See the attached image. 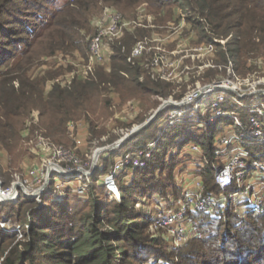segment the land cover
Masks as SVG:
<instances>
[{"label":"trees","instance_id":"1","mask_svg":"<svg viewBox=\"0 0 264 264\" xmlns=\"http://www.w3.org/2000/svg\"><path fill=\"white\" fill-rule=\"evenodd\" d=\"M143 5L156 26L182 25L180 34L190 42L213 45L208 60L215 67L196 73L194 81L221 79L230 63L239 77L264 76V0H0L1 152L14 159L22 157L20 147L32 129L41 130L52 145L68 147V123L80 120L87 125L89 140L107 134L99 144H112L123 134H109L107 123L116 129L143 124L163 100L184 96L188 83L161 79L149 65L152 53L128 60L136 42L154 31L143 26L108 40L107 62L85 73L81 67L67 65L36 72L40 60L57 53L77 52L86 60L88 35L94 33L92 19L104 9L120 11L124 19L133 20ZM65 70L69 73L58 79ZM133 101L138 102L135 117L119 126L112 119ZM171 108L166 106L122 145L107 150L108 156L87 178V197L71 191L59 202L48 187L41 206L24 195H19L16 204L0 202V212L8 207L3 212H13L25 230L18 241L14 235L0 233V264H146L152 256L166 264H264V210L248 207L242 216L239 204L231 203L218 217L193 213L200 237L168 250L164 238L150 237L151 216L135 207L155 196L168 201L181 195L182 184L172 175L177 161L167 156L175 144L199 145L204 163L194 172L206 190L220 192L213 164L221 161L215 157L213 139L225 132L222 125L218 128L223 118L188 134L177 127L181 124L172 125L169 133L156 140L146 167L117 174L120 198L108 196L99 174L109 173L120 155L145 146ZM236 114L247 129L246 107ZM224 118L232 124V118ZM181 135L184 138L176 143ZM247 148L251 159L264 160V143Z\"/></svg>","mask_w":264,"mask_h":264},{"label":"built area","instance_id":"2","mask_svg":"<svg viewBox=\"0 0 264 264\" xmlns=\"http://www.w3.org/2000/svg\"><path fill=\"white\" fill-rule=\"evenodd\" d=\"M91 24L94 27V33L88 41L87 59L82 60L77 65V67L82 68V73L90 70L95 64H105L111 53L108 40L119 38L126 29H132L136 26L153 28L154 34L149 37L150 41L154 43L171 38L170 35L163 36L156 30L158 26L152 23L150 14L145 13L144 5L138 9L136 19L126 20L120 11L106 8L92 19ZM180 26L182 25L168 27L178 33L177 38L180 42H187L186 35L181 36L180 34ZM146 38L136 42L128 60L140 57L143 53H152L149 65L159 74L160 78L168 81H180L185 71L182 68L180 69L179 65L178 68L176 67V61H170L174 49L168 51L171 53L169 54L151 42L147 44ZM192 50L193 53L196 52L198 55L212 53L214 48L211 44H202V46ZM183 52H180L182 56H187ZM202 63L207 68L215 67L210 61ZM225 68L226 71L228 69L234 71L231 63ZM196 73L199 74L200 72L196 71ZM177 77L180 79H177ZM263 78L261 83L263 88L256 90L252 87L249 92V95H253L252 99L256 101L246 105L247 129L242 128L239 116L235 112V108H238V105L235 104L239 102L241 95L234 94L235 97L239 98L235 100V103L231 102L233 95L230 97L224 96L225 93L233 91L234 88L228 85L230 82L224 81L222 78L211 83L200 84L198 82L199 86L187 89L180 100H175L172 97H169L168 100L166 99L167 101L163 100L170 102L167 106L173 107L171 109L173 112L169 116L175 120V123L194 120L199 124L201 120L200 112L198 111L200 104L209 101V106L206 110L209 114L206 120L202 122L206 127L224 117L232 118V124L235 126V130H229L228 133L226 131L219 133L213 139L215 157L221 161V164H213L214 181L220 189L218 194L206 190L201 176L194 172L188 183L182 182L181 195L179 197L168 201L159 199L158 203L154 204V213L150 215L147 212V216H151L150 227L166 230L163 238L167 243L178 246L189 239L200 237L197 220L193 218V213L201 212L218 217L220 213L226 210V205L231 203L239 204V211L242 212V216L246 215L248 207L254 210H264V180H262V177H264V160L251 159V153L245 147L256 142L264 143V121L262 119L264 117V101L261 98L264 97ZM212 95L215 96L214 100ZM224 106L231 108H225ZM172 124L174 125V123ZM79 126L80 122L70 121L68 123L69 130H76ZM154 140L152 141L153 143L148 141L145 146L137 147L132 152L120 155L117 158L112 169L102 181L113 198H120V192L116 184L117 174L127 169L133 170L146 167L152 157V150L157 139ZM111 147L105 149L111 150ZM189 149L196 164L195 169L198 165L203 166L204 159L199 150V145L192 143L189 145ZM48 150H50L51 156L47 161V167L42 162L41 167L36 165L29 169V176L24 180V183L29 182L34 185L35 190L25 196L36 199L40 203L45 189L51 184H54L55 187L59 186L62 182L67 183L64 188L73 189V192L79 195L86 194L87 178L94 174L91 160L81 159L76 155L75 151L69 150L62 145L55 147V145L51 144ZM248 159H250V162L247 161ZM44 166L46 170H44ZM20 187L22 185L19 182H12L10 185H6L0 179V202L16 201L18 196L17 189H20ZM246 201L248 202L246 203ZM24 231L18 223L9 224L3 218L0 221V233L14 235L21 239Z\"/></svg>","mask_w":264,"mask_h":264},{"label":"rangeland","instance_id":"3","mask_svg":"<svg viewBox=\"0 0 264 264\" xmlns=\"http://www.w3.org/2000/svg\"><path fill=\"white\" fill-rule=\"evenodd\" d=\"M95 15H97V14H95ZM180 27H182V26H180ZM156 30L160 34H162L163 36L164 35H170L171 38H169V40H161V41H157L156 43H154V42L150 41V37L148 36L146 38L147 44H150V42H151L154 45L159 46L161 49L165 50L166 52L174 49V53L171 54L170 52H168L169 54H171V57H172V58H170V61H172V62L176 61V67L178 68V65H179V68L180 69L182 68L185 71V73L182 75L181 79L179 77H177V79H180V81H178V82L174 81V82L177 84L180 82H187L188 84L186 86V89L198 87L199 86L198 82L200 84L202 82L200 80L194 81L197 77L196 71L202 72L207 68L206 65H203L202 62H203V60H205L204 63H207L208 61H210V60H208V57L212 53H208V54L204 53V54H198V55L196 54V52L193 53L192 49H195L199 46H202V44L196 45V44L190 42L189 40H187V42H180L179 39L177 38L178 33H175L174 30L171 29L170 27L158 25V29H156ZM92 34H93V31H91L90 35H88L89 37H88L87 41L89 40V38L91 37ZM153 34H154V32L152 33V35ZM182 51H184L183 53L184 54L186 53L187 56L183 57L182 54L180 53ZM82 60H84V57H82L77 52L73 53L72 55H63V54L57 53V54H55V56L47 57L46 59L40 60L41 64L39 65V67L36 68L37 69L36 72L41 73L42 71H46L49 69L55 70V69L59 68L60 65L72 66V69H73V67L75 68L78 64L81 63ZM200 64H201V66H200ZM68 73H69V71L65 70L64 74H62L61 76H57V78L58 79L63 78V76L67 75ZM225 73L226 74L224 76H222V79L224 81L230 82V84H228V85L230 87H233L234 90L225 93L224 96L230 97L231 95H233V99L231 100V102L235 103L236 102L235 100H237L239 98L235 97L234 94L241 95L239 102H236V104H235V105H238L239 108L240 107H246L245 106L246 104L244 103L246 101H249V103H254L256 101V100L252 99L253 95H249V92L252 89V87H254L256 90L263 88L261 83H262V77H264V76L252 74V75H248L246 77L238 78L239 76L237 75L236 71H232L230 69H228ZM257 82H259V83H257ZM255 83H256V85H255ZM212 97L214 100L215 96L212 95ZM261 98L264 101V97H261ZM163 102H165V101H163ZM208 102L209 101L202 102L200 104L198 111L200 112L199 116H200L201 120H200L199 124H197L196 121H194V120H190V121L185 120V121L189 122L188 124H186L187 122L175 123L174 122L175 120L169 116L170 113H172L173 111L169 110L166 113V116L163 117L159 121V123H158L159 129L156 131V133L151 135L153 139L151 138L150 141L151 142L155 141L154 139L158 140L159 137L161 136V134L169 133V130L172 128L171 126L173 125L172 123H174V125L181 124L177 127H180L184 134H188L191 129L193 131H198V132L205 130L206 126L202 122H204L206 120V118L209 114V112L206 111L208 106H209ZM137 104H138V102H136V101H133L132 103L129 102L128 105L125 108H123L121 112H118L115 114V117L112 120L119 123V126L121 123H123V121H129L130 118L135 117V114L138 111L136 108ZM239 108H237V109L235 108L236 112L239 111ZM155 111L152 112L151 115L146 120H148L155 113ZM193 119H195V118H193ZM81 121L84 122L83 120H80V126L78 127V129H76V130H69L68 129L69 139H70L69 144L70 145L68 144L69 145L68 147L67 146H63V147L68 148L69 150L75 151L77 153L76 155L79 156L81 159H85L88 161L91 160V163L93 165L92 171H94V173H95L96 170L98 169V167L101 165L102 159L104 157L106 158L108 156V154L106 152L108 149H105V148L111 147V145H113L119 139L114 141L112 144L100 145L99 142H101L107 138V136H106L107 134H105L101 138L94 139L91 141V140H89L87 125L83 124ZM220 123L221 124L218 125V128L221 127V125H222L223 126L222 130L226 131V133H228L229 130H232V131L235 130L234 124L229 123L228 120L225 118H223V120ZM107 124L108 125H106V129L109 132V134L115 133V132H122L123 136L125 134L129 133L131 130L142 125V124L135 123L128 129H126L124 127L116 129V128H112L109 125V123H107ZM182 124H186V125H182ZM198 126H200V127H198ZM42 133L43 132L41 130L39 131V130H33L32 129L31 132H28L26 134L29 137L24 142H22V145L20 147L21 151L23 152L22 157L20 156L17 159L16 158L14 159V157L12 158V156L6 155L4 152L0 151V169H1L0 170L1 171L0 172V179L2 180L3 183H4V181H9L7 183L8 185H10L12 182H19L22 185V187H20V189H17V195H18L17 199H18L19 195L25 196L26 194L33 193V190H35L34 185L30 184L29 182L24 183V180H26L29 176V174H28L29 169L32 168L33 166H36V165H39L41 167L42 162L47 167V161H48V159H50V156H51V152H50V150H48L49 147H51V143L47 137L43 136ZM215 136H217V134ZM183 138H184V135L179 136L176 139V143L177 142L180 143ZM191 144L192 143L190 142L189 144H184L182 146L177 145V147L175 146L176 145L175 144L174 146H172L169 149L170 155H167L170 157L175 156V159L177 161V165L173 169L172 175H173V180L177 183H180V184H182V182L188 183L191 179L190 178L191 175L194 173V170H195L196 164H195V161L193 159V155L190 153L191 151L189 149V145H191ZM55 147H56V145H55ZM245 147L247 148V145ZM199 150L201 151L200 147H199ZM98 151H100V153L97 155V157H95V154ZM201 154H202V151H201ZM116 161H117V159L115 160V162ZM247 161L250 162V159H248ZM115 162H114V164H115ZM46 167L44 166V170H46ZM86 169H87V167H86ZM131 171H132L131 169H127L123 172L126 174H129ZM99 175H100V179H102V181H104V178L107 175V173L106 174L101 173ZM158 175H160V174L158 173ZM263 178L264 177H262V180H264ZM119 179H120V177H116V182H118ZM71 183L73 185L72 181H71ZM243 183H244V181H243ZM66 184H67L66 182H64V183L62 182L61 185L56 186V187L54 184H51L49 186V189H52V191H51V194L50 193L49 194L54 195V197L57 196L56 200H58L59 202L63 201L64 196L68 192H71V191L73 192V189L64 188V186H66ZM103 185L105 186L104 183H103ZM107 194L109 197L113 198L108 192H107ZM77 195H79V194H77ZM79 196L87 197V195L85 193H84V195H79ZM159 199H160V196H155L154 198H150V200H145L142 202L139 201L135 204V207L142 208L145 212H148V213H150V215H152V213H154V209H153L154 204L158 203ZM34 200L37 201L36 199H34ZM4 203H11V204L15 203L16 204V201H14V202L8 201V202H4ZM41 205H42V199L40 202V206ZM229 206H230V204L226 205L227 208ZM239 207L240 206L237 207L238 211H239ZM8 209H9L8 207L4 208V210L2 209V211L0 212V221L3 218L9 224L17 223L16 219L14 218V216L12 214L13 212H11V214H5L3 212V211H8ZM148 232L150 234V237H155L156 239H161V238H163L164 234L166 233V230L163 228H157L156 229V228L150 227L148 229ZM18 240H20V239L18 237H15V241H18ZM164 245H166L165 247L168 248V250H172L173 248L179 246V245L173 246L169 243H165ZM161 263L166 264L165 261H157L156 258L152 256L146 264H161Z\"/></svg>","mask_w":264,"mask_h":264},{"label":"water","instance_id":"4","mask_svg":"<svg viewBox=\"0 0 264 264\" xmlns=\"http://www.w3.org/2000/svg\"><path fill=\"white\" fill-rule=\"evenodd\" d=\"M168 104H170V102H163L158 109L155 111V113L148 119L146 120L142 125L138 126L137 128L131 130L129 133L125 134L123 137H121L115 144H113V146L111 147V149L117 148L120 145H122V143L128 138L130 137L132 134L136 133L137 131L141 130L142 128H144L145 126H147L148 124H150L158 115V113L161 112V110H163ZM100 153V151H98L95 154V157H97V155ZM94 173V172H93Z\"/></svg>","mask_w":264,"mask_h":264}]
</instances>
